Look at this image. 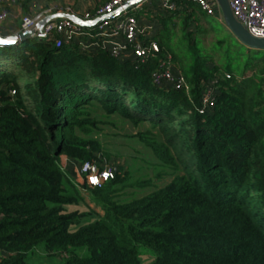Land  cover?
I'll use <instances>...</instances> for the list:
<instances>
[{
	"label": "trees",
	"instance_id": "obj_1",
	"mask_svg": "<svg viewBox=\"0 0 264 264\" xmlns=\"http://www.w3.org/2000/svg\"><path fill=\"white\" fill-rule=\"evenodd\" d=\"M147 4L162 28L151 38L159 53L144 62L54 38L0 48V264H264V51L243 46L233 59L220 39L222 72L209 68L197 24L214 32L209 19L222 21L192 2L165 13ZM178 15L195 24L183 36L190 64L171 59L181 90L151 82ZM81 30L89 38L96 27ZM249 67L258 69L246 77ZM208 89L214 101L202 109ZM96 111L147 124L136 137L168 182L136 198L125 190L151 181L119 167L99 188L75 184L61 159L101 163Z\"/></svg>",
	"mask_w": 264,
	"mask_h": 264
},
{
	"label": "built area",
	"instance_id": "obj_2",
	"mask_svg": "<svg viewBox=\"0 0 264 264\" xmlns=\"http://www.w3.org/2000/svg\"><path fill=\"white\" fill-rule=\"evenodd\" d=\"M126 0H109L99 7L95 14L85 13L83 19L92 20L102 15L111 14ZM150 1V0H147ZM233 17L237 22L245 25L248 33L255 38H264V0H227ZM146 2V1H145ZM181 2L196 4L206 15L216 17L221 21V15L215 0H154L157 12H169L176 9ZM16 0H0V33L4 25L10 19L9 8L13 7ZM73 14L70 10H48L34 15L21 16L20 29L15 35L30 31L46 17L54 14ZM141 29L138 19L131 15H123L112 20H105L98 26L91 37H87L81 27L67 19H53L43 25L40 30H35L31 39L42 42L54 38L57 48L70 45L74 41L84 51L105 50L114 59L126 60L128 55L138 58L141 62L147 61L153 54H158L160 49L156 42L147 45L139 41ZM81 37H87L86 40ZM157 67L151 73V82L157 87L171 86L176 90L187 89L180 72L171 64L170 58L165 57L157 62ZM215 81H213L214 83ZM212 83V84H213ZM14 95V91H10ZM211 89L205 91L201 98L202 109L210 108L213 104ZM117 169L114 166L105 165L102 169L90 162H84L78 166L77 172L80 178L90 187H101L112 180Z\"/></svg>",
	"mask_w": 264,
	"mask_h": 264
},
{
	"label": "rangeland",
	"instance_id": "obj_3",
	"mask_svg": "<svg viewBox=\"0 0 264 264\" xmlns=\"http://www.w3.org/2000/svg\"><path fill=\"white\" fill-rule=\"evenodd\" d=\"M130 13L131 15L138 17L140 12L137 11L132 13V11H130ZM183 18L184 16L181 15L173 17L170 20V23L166 24L164 29L165 35H167L169 39V51H166L165 56L170 58V61L173 57V61L175 62L174 64L175 66L177 65V68L178 63H180V66H183L184 68L187 67L190 64V59L193 58V55L189 52V45L191 43L189 44L188 40L183 36L184 33L186 34L188 31H194L195 24L193 26L184 27L182 20ZM216 21L213 22L211 19H209V22L211 23L209 24L214 29L215 33L211 31L203 21H200L197 24L202 26L204 32L199 33L198 44L195 45L199 50H201V53L203 54V56H201L203 59L206 56L209 57L207 62L208 67L218 68L222 72L224 59L222 58L221 50L213 51L214 44H218L220 39L226 40L228 44L227 46L225 45V51L228 50L229 56L233 59L236 58V49L244 50V47L239 44V42L234 37H232L233 35L229 31H227L219 23L217 24ZM155 23H157V20ZM161 28L162 27L159 25L158 30H161ZM229 46H231V48ZM242 66L243 65L238 66L240 71L243 69ZM4 68L7 69V67ZM257 69L258 67L247 68L244 71V76L248 77L253 73L256 74ZM93 119L99 121L97 124L99 131L96 130V133L93 135V137L99 140L103 148V155L98 156L99 159H101V163H99V165L101 167H104L105 165H111L117 170L119 167H122L123 170H126L132 177L131 181H142L149 179L152 183V185L148 188H128L125 190V192L135 191V193L137 192L135 197L139 198L168 182L170 178H167V176L165 179L161 178L160 180L156 178L158 164L151 155L150 151L144 147V145L141 144L136 137L138 133L145 132L146 129H149L147 124L133 125L130 121L117 115L105 117L101 111H96L93 115ZM151 132L154 134L157 133L156 130H152ZM61 166L62 169L75 182V184L79 185L84 181L83 178L79 177L77 172L79 163L71 162L65 158H62ZM83 194L85 196L86 202L89 203V197H87L86 193L83 192ZM89 205L93 207L91 203H89ZM80 208L82 209V206Z\"/></svg>",
	"mask_w": 264,
	"mask_h": 264
},
{
	"label": "crops",
	"instance_id": "obj_4",
	"mask_svg": "<svg viewBox=\"0 0 264 264\" xmlns=\"http://www.w3.org/2000/svg\"><path fill=\"white\" fill-rule=\"evenodd\" d=\"M108 0H16L13 7L9 8L10 19L1 30V36L14 35L20 29V19L23 15H34L38 12L58 10H70L74 15L81 16L87 12L92 13L95 9L101 7ZM149 1L135 7L132 13L139 11L136 17L139 21L141 35L144 42L152 41L151 38L159 25H157L152 6H147ZM131 14L130 11L124 15ZM146 19V20H145ZM83 41V39H82ZM21 44V43H20ZM72 44H76L74 41ZM71 45V44H70ZM130 54L126 59H132ZM66 159V158H65Z\"/></svg>",
	"mask_w": 264,
	"mask_h": 264
},
{
	"label": "water",
	"instance_id": "obj_5",
	"mask_svg": "<svg viewBox=\"0 0 264 264\" xmlns=\"http://www.w3.org/2000/svg\"><path fill=\"white\" fill-rule=\"evenodd\" d=\"M147 0H126L120 7L115 9L111 14L102 15L92 20H85L74 14H54L46 17L39 22L36 27L30 31L21 33L19 35H0V48H9L19 45L22 42L31 40L32 34L35 30H40L44 24L53 19H67L81 28H95L105 20H112L123 16L135 7L140 6ZM221 15V21L224 27L233 35V37L245 48L255 51H264V38H255L251 36L245 25L240 24L235 20L230 10L227 0H215Z\"/></svg>",
	"mask_w": 264,
	"mask_h": 264
}]
</instances>
